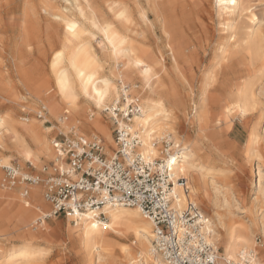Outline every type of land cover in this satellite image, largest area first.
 <instances>
[{
  "label": "bare ground",
  "instance_id": "6f19581e",
  "mask_svg": "<svg viewBox=\"0 0 264 264\" xmlns=\"http://www.w3.org/2000/svg\"><path fill=\"white\" fill-rule=\"evenodd\" d=\"M24 1L28 4L25 10L33 9L34 12L36 8L39 10L30 1ZM165 1L171 0H143V2L142 0H105L101 6L93 0H71L70 7L69 4H64L68 6V10L53 9L55 12H52L51 16L62 30L59 46L51 51L48 62V75L54 91L50 94L47 92L48 89L43 90L44 81L31 82L33 88H26L31 97L30 108L41 103L40 106L56 121L57 125L54 127L60 134L67 136V133L74 132L86 137L100 135L106 144L107 153H110L114 142L110 124L104 120L102 110L118 100L122 92L137 97L141 112L135 114L129 124L130 130L138 138L137 151L149 159L156 157L160 155L162 142L168 137L182 149L178 157L171 155L167 158L162 167L172 180V206L180 212L194 205L197 194L201 193L208 198L211 191L214 195L209 198L212 207L218 208L219 202L226 208L223 207L224 212L215 209L213 221L208 219L213 238L215 241L220 240L222 247V251L218 253L217 264H236L243 253L250 251L256 253L258 259L262 260L264 242L253 241V233L258 231L264 238V211L257 205L256 217L250 223L230 217L231 207L238 208V203L232 197V193L230 194L229 188L220 183L218 176L221 173L218 174L213 165L205 160L209 157L207 153L212 152L211 145L205 142L209 108L207 103L211 98L208 95L210 84L207 79L213 78L212 74L205 75L199 92L197 91L198 101L196 104L193 102L194 111L191 119L182 112L186 102L183 101L181 90H185L186 95L193 100L194 80L188 79L180 65V59L184 58L181 57L186 51L183 47V35L176 22L167 19L166 12L162 10L160 4ZM217 2L219 17L224 18L223 21L229 20L225 26L227 36L218 47L221 57L229 59L235 53L244 52L249 56L254 70H264V34L260 26L261 21L252 9L254 5H251V0H217ZM38 4L46 13L51 12L53 8L50 0H40ZM104 5L109 12L104 9ZM145 5L154 14L155 24L161 31L160 35L164 37L163 45L169 51L167 52L171 56V68L180 81V87L178 83H173L169 79L165 65L147 45L149 43H145L146 34L154 29H152L154 23L150 22ZM185 5L187 6L186 3ZM245 13H248V25L244 32H239L241 28H235L233 22ZM107 15H110L111 19H108ZM28 18L31 20V15ZM96 34L101 38L97 43V49L92 45ZM252 81L245 80L241 84L226 88V95L224 98L221 96L223 102H220L222 104L221 107L219 106L222 108L221 115L224 120L233 113L245 115L254 107L256 94ZM85 113L88 114L84 119ZM11 115L10 113L0 115V144L6 142L13 153L20 158L21 163L27 162L40 169L42 159H55L53 140L48 141L44 133V130L48 131L51 128L42 129L40 123L33 120L27 122L23 119L24 122H17ZM182 118L185 123L197 127L196 140L199 148L204 149V154L197 153L193 143H184L181 146L177 137L172 136L176 132L175 125L179 124ZM48 120L45 118L44 121ZM251 139L253 143L258 141V134L255 131L251 133ZM9 165H12L11 160L1 156L0 166ZM259 169L256 170L258 180L263 175ZM192 180L196 184H193ZM261 184L257 181L256 193L264 196V186ZM8 190L10 191L1 195L3 202L7 206L15 207V216L24 227L37 211L44 212L47 208L40 196V186L31 187L28 197L30 200L25 199L22 205L16 203V191L12 188ZM254 199L258 200L257 197ZM99 211L104 218L96 217L97 211L95 213L86 211L81 215L67 218L74 223L68 229L67 239L86 254L91 264H162L153 249L152 225L137 208L104 206ZM44 216L39 217L42 223ZM213 225L219 228V232L222 229L223 234H220L222 237L218 238L220 235L212 228ZM42 232L28 230L23 234L30 240H47V234ZM114 237H132L134 245H120L116 249ZM40 255L39 248L27 243L9 247L0 258L2 264H26Z\"/></svg>",
  "mask_w": 264,
  "mask_h": 264
},
{
  "label": "rangeland",
  "instance_id": "374dc122",
  "mask_svg": "<svg viewBox=\"0 0 264 264\" xmlns=\"http://www.w3.org/2000/svg\"><path fill=\"white\" fill-rule=\"evenodd\" d=\"M28 1L38 7L40 11L37 10V8L35 12L32 11L33 9L25 10L27 9L25 6L28 4H25L24 0H0V115L10 113L17 122H24V120L29 122L33 120L39 122L42 129L50 127L51 129L48 131L44 130V133L48 141L51 142L53 139H60L63 134H60L54 127V125H57L56 121L50 117L46 109L40 106L41 103L36 104V106L33 105L34 108L31 107L33 109L31 110V97L26 88H33L31 82L44 81L45 87L43 90L48 89L47 92H50V94L54 91L53 84L48 75V62L50 60L51 51L59 46L62 30L61 26L56 23L51 16V13L59 9V11L68 10L71 0H62L64 3L61 0H56L57 2L52 0V3L50 0L53 8L50 10L51 12L48 13L39 6L38 2H40V0ZM93 1L95 3L97 1L96 4L101 6L105 0ZM171 1H165L161 3L160 6L162 10L166 12L167 19L175 21L181 30L183 35L182 40H184L183 47L186 51H184L181 57L184 58L180 59L181 62L180 60L179 62L188 79L194 80L193 92L195 94L193 93V100H190V97L186 95V91L181 88L183 101L186 102V106L183 105L182 112L188 119H191L194 111L193 102L196 104V101H198V90L201 87L202 81L205 75L209 76L212 74L213 78L210 80L207 79V82L210 84L208 95L211 98L207 103V108L208 106L209 108L206 121L207 138L205 140L206 143L211 145L212 154L207 153L209 157L205 158V160L213 165V168L218 174L221 173L218 176L219 181L221 180L220 183L225 185L227 189L229 188V192L231 191L230 194L232 193V197H234L238 203V208L231 207V212L234 216L231 214L230 217H234L238 221L250 223L251 220L255 219L257 214L255 211L258 207H261L264 211V196L256 193L257 181L264 186V70H254L250 63L249 56L244 52L235 53L229 59H223L221 57L218 47L227 36L228 32L225 26L229 23V20L223 21L224 18L219 17L217 0ZM65 3L69 5L66 6L64 5ZM190 3L192 6H190ZM251 5L255 6H253L252 9L261 21L260 26L264 34V0H251ZM64 7H66V9ZM103 7L109 12L105 5ZM144 7L149 15L150 22L154 23L152 27V29H154L150 32L151 34H146L145 43H149L147 45L154 50L156 55L160 58L161 63L165 65V69L168 70H165L167 76L169 75L171 77L168 76L169 79L173 83H178L180 87V81H178L176 74L171 68L172 62L171 56L168 53L169 51L163 45L165 43L164 37H162V34L160 35L161 31L159 27H157L158 25L155 24L154 14L149 7H146V5ZM191 10L193 13H189L192 12ZM37 11L43 13H36ZM193 14L194 16H192ZM30 15L31 20L28 18ZM247 15L248 13H245L241 17L236 18L233 22L235 28H241L239 32H244L246 30V26L248 25ZM107 18L111 19V16L107 15ZM93 40L92 45L97 49V43L101 40L99 34H96ZM245 80H253V89L256 94V103H254V107L252 105L253 108H250L248 111L249 113L247 112L245 115L233 113L227 120H224L221 115L222 108H219V106L221 107L222 103L220 104V102H223L222 99L226 95V88L228 86L241 84ZM258 100L260 104L257 103ZM41 109L44 110L43 116L38 117V113ZM87 114L88 113H85L84 119L87 118ZM101 114L104 120L109 124L104 114ZM45 118L49 119V122H45ZM41 121L43 122L41 123ZM174 129L176 132H174L172 136L174 138L177 137L181 146H183L184 143H193L195 147L194 150L197 153L204 154V149L199 148L200 146L196 140L197 127L195 125L185 123L182 118L180 123L175 125ZM253 131L258 134L259 138L255 143H253L251 139V133ZM72 133L83 135L74 132H69L67 135ZM7 147L9 149H7ZM162 148L163 144H161L160 150H162ZM11 151V147L6 142L0 144V157H8L12 165L19 169L32 172L33 174L40 172V168L34 167L27 162L21 163L17 154ZM159 156H161V154ZM50 161L51 160L42 159L40 165H47ZM258 168H260L261 174L263 173L259 180L258 174L256 173ZM2 176V166H0V257L1 254L7 251L11 246L30 243L39 248L41 255L26 264H91L86 254L80 251L67 239L68 229L74 225L73 222L67 219L68 217L63 215L47 216L43 220V223H37L39 217L48 214L50 211V207L43 200L42 195L40 196L47 205L44 212L37 211V213L26 222L25 227L20 224L18 218L15 216V207L13 205L7 206V204L3 202V197L1 195L3 192L10 190L1 186ZM192 183L196 184L193 180ZM12 190L16 191V203L22 205L24 199L19 195V188H12ZM209 192L210 195L208 198L203 194L201 195V193L197 194L194 199V205H196L210 221H213V211L217 209L219 212H224L226 208L223 206L224 209L222 203L219 202L218 208L212 207L213 205L209 201V198L211 199L214 195L211 191ZM255 197L258 199L257 201L254 199ZM26 200H30V198ZM212 228L219 235L223 234L222 229H220V233L219 228L215 225H213ZM28 230L37 233L38 231H43L42 234H47L48 239L30 240L23 234L24 231L26 232ZM220 237H222V235L218 236V238ZM113 240L116 243L114 246L116 249H118L120 245H134L132 237H114ZM216 241L219 252H221L222 247L220 246V240L216 239ZM253 241L263 243L264 238L260 232L255 231L253 233ZM260 261L264 263V259ZM0 264H2L1 258Z\"/></svg>",
  "mask_w": 264,
  "mask_h": 264
},
{
  "label": "built area",
  "instance_id": "2783aa9c",
  "mask_svg": "<svg viewBox=\"0 0 264 264\" xmlns=\"http://www.w3.org/2000/svg\"><path fill=\"white\" fill-rule=\"evenodd\" d=\"M140 112L137 97L122 92L102 110L114 142L110 153L100 135H62L52 142L55 159L39 173L2 166L1 186L19 188L24 200L31 187L40 186L50 207L48 216L74 217L97 211L95 216L104 218L99 211L104 206L135 207L152 225L153 249L162 264H217L219 248L208 218L196 205L178 212L171 204L172 180L162 167L171 155H180L181 147L168 137L162 142L161 156L149 159L140 154L138 138L129 128L131 118ZM236 264L264 263L250 251Z\"/></svg>",
  "mask_w": 264,
  "mask_h": 264
}]
</instances>
